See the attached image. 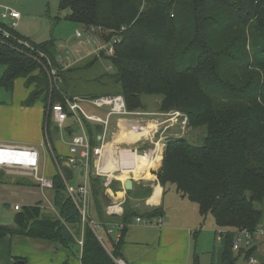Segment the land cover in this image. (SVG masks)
<instances>
[{
  "label": "trees",
  "instance_id": "obj_1",
  "mask_svg": "<svg viewBox=\"0 0 264 264\" xmlns=\"http://www.w3.org/2000/svg\"><path fill=\"white\" fill-rule=\"evenodd\" d=\"M59 7L85 31L109 32L102 34L105 42L121 30L114 54L102 51L65 67L54 40L37 43L18 30L9 31V37L0 33L1 86L12 92L22 79L30 89L25 105L44 99L47 132L53 124L51 106L65 104V97L119 94L133 112L147 109L146 97L159 96V111L184 113L189 127L204 129V139L198 145L186 135L168 137L158 181L196 202L203 219L213 216L222 247L220 261L211 264H235L252 256L264 263V234H258L264 229V0H59ZM23 38L34 48L18 42ZM38 52L49 57L56 77ZM101 60L112 66L110 71ZM52 181L58 217L43 214L41 202L21 206L13 225L0 223V238L19 235L78 248L81 264L124 260V236L137 210L107 214L105 179L91 173L92 204L83 221L61 174ZM162 215L158 208L141 216ZM117 224L124 225L120 237ZM240 229L259 243L236 253L233 241ZM20 260L27 264L22 257L15 264Z\"/></svg>",
  "mask_w": 264,
  "mask_h": 264
},
{
  "label": "crops",
  "instance_id": "obj_2",
  "mask_svg": "<svg viewBox=\"0 0 264 264\" xmlns=\"http://www.w3.org/2000/svg\"><path fill=\"white\" fill-rule=\"evenodd\" d=\"M21 85L25 88L23 80ZM2 102L0 101V144H16L3 142L20 140L19 142H25L23 145L38 146V135L42 136L39 144H44V114L40 122L37 116L35 122L25 119L21 125L19 124L20 116H16L23 109L19 100L9 104H2ZM133 112L140 114H132L128 118H125L126 116L112 118L102 144L103 160L107 162L109 170L119 168V171L115 173L112 186L105 190L109 200L106 207L107 214H109L110 206L114 207L115 213L109 215L121 216L125 208L129 207L138 212V215H135L129 223L124 236L121 248L123 262L125 264H196L197 224H200V220H204L199 212L198 204L182 196L175 186H162L156 174L162 166L167 138L182 135L181 131L184 128L179 124L174 126L175 123L167 124L160 133L161 137L158 138L160 126L173 120L165 118L162 111ZM138 115H144L141 116L144 118L135 119L134 116ZM161 118L163 120L160 122ZM162 133L167 135L164 136ZM129 134L136 135L132 138ZM149 140L153 142L151 149L147 150L140 145ZM127 149H132L136 157L132 154L125 156L128 152L120 153L121 150ZM141 149L143 152H140ZM127 157H132V165L128 164ZM144 158L145 161L140 167L141 163L137 161ZM83 173L82 167L76 169L75 179H73L75 184L72 183V185L76 186L79 183ZM128 179L133 181L131 190L125 188V182ZM146 190L150 193L144 196ZM158 208H161L163 212L161 224L136 222V217ZM16 257L25 258L27 264H81L78 248L77 251L74 248L71 250L59 242L52 243L19 235L0 238V264H15Z\"/></svg>",
  "mask_w": 264,
  "mask_h": 264
},
{
  "label": "rangeland",
  "instance_id": "obj_3",
  "mask_svg": "<svg viewBox=\"0 0 264 264\" xmlns=\"http://www.w3.org/2000/svg\"><path fill=\"white\" fill-rule=\"evenodd\" d=\"M1 3L10 5L14 9L18 10L22 17L18 23L17 30L23 36L33 40L37 43H42L48 40H54L58 46V49L61 52V55L65 54V50H74L75 48H82L83 51L87 52L92 50V46L84 45L80 38L76 36V31L80 30L85 34V29L83 26L74 23L70 20H67L65 17L68 14V10H61L59 7V0H0ZM65 48V49H64ZM92 57V55H90ZM90 56L82 59L85 60ZM65 60V64H73L76 58ZM80 60V61H82ZM79 61V62H80ZM103 68L106 70H111L109 66L105 64L103 60H101ZM68 67V66H67ZM4 72V67L0 66V78ZM16 88L12 92L7 91L0 84V101L4 103H11L12 101L19 100V104L22 106L21 112L17 113L16 116H20L21 120L19 124H23L25 119L33 120L39 118V122L41 120V116L44 114L45 106L44 99L41 98L36 101L33 105L27 106L24 101L26 99L27 91L29 89L24 88L22 84V79L16 81ZM34 88V87H33ZM29 94V93H28ZM25 97V98H24ZM147 102V112H161L158 110L160 97H146ZM86 110L89 113H98L102 114V110L94 108L92 106H88L87 104H83ZM25 108V110H24ZM50 107H47L49 111ZM165 118L172 119L173 121H169L160 126L159 133L157 137H161V132L163 131V127L170 123H175L174 126H184V130L181 131L182 135L188 136L192 143L200 145L203 142L202 136H204L202 129H194L188 126V119L184 115V113L176 110H171L169 112H161ZM122 116L123 118H128L127 115H117ZM144 115L134 116L135 119H143L141 117ZM179 116H183L186 118V124L182 125L180 122ZM173 117V118H172ZM18 120V119H17ZM163 118L159 119L161 122ZM179 124V125H177ZM49 131L47 129H43V137H44V145L39 144L42 139V136H37V145L36 146L41 155V165H40V174L46 175L49 178H52L54 174L60 173L61 160L69 154V149L66 142L70 141L69 136H61L59 135L58 129L51 124L49 127ZM173 128V127H172ZM7 129V128H6ZM176 131V130H174ZM180 130H178L179 132ZM8 132V129H7ZM6 132V133H7ZM203 135L201 136V134ZM164 136L166 133H162ZM42 135V134H41ZM136 134H129L132 138H134ZM199 138V139H198ZM164 140V139H163ZM166 140V139H165ZM3 142V143H16L21 144L25 142ZM143 145L145 149H151L153 146V142L151 140L140 143ZM143 151V149H141ZM24 177L23 175H17L15 173H9L2 169H0V223L5 225H13L15 220L16 211L13 206L16 203H19L21 206H32L40 204V209L43 214L52 215L58 217V213L51 208V204H53V188L51 189H42L41 186L36 184V181L33 180L30 176H25L27 179H19ZM64 185L66 186V192L69 193L68 187H72V183L75 182L68 180L63 175H61ZM35 184H34V183ZM33 183V184H32ZM68 184L70 186H68ZM76 187V186H73ZM10 203V204H8ZM92 204V203H91ZM91 204L89 208V212L91 209ZM194 205L197 207L196 203ZM197 214V213H196ZM55 217V218H56ZM200 224H197L198 236H197V263L196 264H211L213 262L217 263L220 261L221 256V247H222V237L216 232V225L214 223V219L212 215H208L203 221L200 220ZM38 242V241H37ZM77 251V248H76ZM118 263V262H117ZM121 264V263H118ZM192 264V263H191ZM261 264H264L261 262Z\"/></svg>",
  "mask_w": 264,
  "mask_h": 264
},
{
  "label": "built area",
  "instance_id": "obj_4",
  "mask_svg": "<svg viewBox=\"0 0 264 264\" xmlns=\"http://www.w3.org/2000/svg\"><path fill=\"white\" fill-rule=\"evenodd\" d=\"M21 13L11 7L0 3V33L9 37V31H17L18 23L21 19ZM102 31V29L100 28ZM124 30V28H122ZM121 31V30H119ZM119 31H116L109 42H105L102 39V34L106 33H96L94 28L85 31V34L77 30L76 36L80 38L84 45L92 46V50L83 51L82 48H75L74 50L66 49L64 55L60 54V61L67 67L71 64H65V60L71 59L70 55L74 60V63L90 56L97 55L100 56L102 51L105 52L106 56H111L115 52V46L120 42ZM18 42L24 44L27 48L33 49L34 46L27 39H19ZM60 51V50H59ZM62 52V51H61ZM40 57H44L48 60L50 67V74L53 77L57 76V70L52 66V63L47 55L42 52H38ZM73 63V64H74ZM112 66H109L111 69ZM83 104L92 106L94 108L102 110V114L89 113ZM51 120L54 126L58 129L59 135L69 136L70 141L66 142L69 149L68 162L73 167V173L76 169L82 167L84 170L83 176L76 187H68L69 193L77 204L83 221H87L89 217V208L91 204V190L89 187V174L94 173L97 176L104 177V186L106 188L112 186L115 173L118 172L119 168L114 170H109L107 167V162L103 160V141L105 139L108 127L114 116L117 115H132L140 114L139 112H130L127 109L126 100L122 95H103L97 98H69L65 97V104L55 103L50 108ZM182 125L186 124V118L179 116ZM173 118V117H172ZM102 124L104 126V132L102 137V144H92V138H95V125ZM91 128V129H90ZM184 128V126H183ZM93 132V134L91 133ZM44 145V144H42ZM91 162L93 165L91 166ZM41 165V155L36 146L30 145H18V144H0V169L15 173L17 175L30 176L36 183L41 186L42 189L53 188L52 178L46 175L40 174ZM60 173L65 178L66 175L60 166ZM75 174L73 178L75 179ZM70 180V179H68ZM68 186H70L68 184ZM51 208L55 210L53 204ZM14 210H20V204H14ZM110 209V210H109ZM109 214L115 213L114 207H109ZM163 221L162 216L153 218H144L142 216L136 217V222L147 223V224H161ZM91 226L97 233L98 225L94 221L91 222ZM118 232L117 237L121 236V230L123 224H117ZM113 232V227L108 229V233ZM258 234H264V229H261ZM101 239V237H99ZM259 242H254L253 234L246 229H240L235 231L233 250L238 253L243 248H249L251 246H256ZM78 244L80 250L83 246V237L78 238ZM264 250V249H263ZM119 263H124L122 259L118 260ZM259 260L252 256L249 259H244L241 257L235 264H257Z\"/></svg>",
  "mask_w": 264,
  "mask_h": 264
},
{
  "label": "water",
  "instance_id": "obj_5",
  "mask_svg": "<svg viewBox=\"0 0 264 264\" xmlns=\"http://www.w3.org/2000/svg\"><path fill=\"white\" fill-rule=\"evenodd\" d=\"M103 132H104V126L102 124H96L95 125V143L97 145L102 144V137H103ZM125 152H132V149H127V150H121L120 153L124 154ZM140 152H143L142 150H140ZM62 168L63 171L67 177V179H72L73 178V167L72 165L68 162V161H64L62 163ZM133 186V181L132 179H128L125 182V188L127 190H131ZM118 262V261H117ZM119 263V262H118ZM18 264H25V262L23 260H20L18 262Z\"/></svg>",
  "mask_w": 264,
  "mask_h": 264
},
{
  "label": "bare ground",
  "instance_id": "obj_6",
  "mask_svg": "<svg viewBox=\"0 0 264 264\" xmlns=\"http://www.w3.org/2000/svg\"><path fill=\"white\" fill-rule=\"evenodd\" d=\"M154 122V121H153ZM157 125V124H156ZM134 153V151H132V152H128V153H125V156L126 155H128V154H132V155H134L133 154ZM138 154V153H137ZM130 156V155H129ZM135 156V155H134ZM136 157V156H135ZM153 159V158H152ZM144 161H145V158L144 159H141V161H137V162H139V163H141V164H139V166L140 167H142V163H144ZM127 162H128V164H130V165H132V157H127ZM146 164H147V162H146ZM121 264H125V263H121Z\"/></svg>",
  "mask_w": 264,
  "mask_h": 264
}]
</instances>
